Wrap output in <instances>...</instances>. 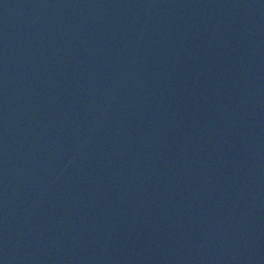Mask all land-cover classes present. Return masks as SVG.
I'll list each match as a JSON object with an SVG mask.
<instances>
[{
  "label": "water",
  "instance_id": "obj_1",
  "mask_svg": "<svg viewBox=\"0 0 264 264\" xmlns=\"http://www.w3.org/2000/svg\"><path fill=\"white\" fill-rule=\"evenodd\" d=\"M0 264H264V0H0Z\"/></svg>",
  "mask_w": 264,
  "mask_h": 264
}]
</instances>
